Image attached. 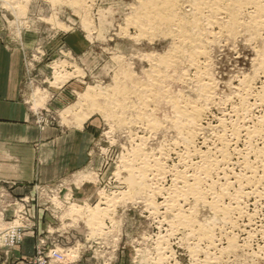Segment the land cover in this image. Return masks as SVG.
Listing matches in <instances>:
<instances>
[{
    "label": "rangeland",
    "instance_id": "374dc122",
    "mask_svg": "<svg viewBox=\"0 0 264 264\" xmlns=\"http://www.w3.org/2000/svg\"><path fill=\"white\" fill-rule=\"evenodd\" d=\"M139 1L0 0V59L13 70L22 72L21 99L34 120L71 131L87 124L93 134L89 147L91 161L72 178L68 191L62 184H46L41 187H52L57 191L35 192L34 186L32 191L17 197L0 192L2 257L33 240L31 255L20 258L11 255L8 264H200L191 257V243L185 241L184 230H169L165 222L169 214L160 207L164 193L173 188L171 170L184 169L177 156L178 150L170 151L169 148L173 132L162 127L158 134H151L128 121L129 112L104 105L103 101V97L117 95L115 77L120 78V74L129 70L142 77V71L148 69L146 55L162 54L169 48L168 37L160 33L146 37L132 25V12ZM234 39L217 40L210 45L211 49L209 47V72L216 81L217 95H228L241 79L254 72L253 59L261 43L242 37ZM114 59L123 62L127 71L117 69L121 65ZM187 70L186 67L182 70L186 84L179 80L172 86L186 94L191 87L188 81L194 75L192 68ZM260 75L252 85L264 89V77ZM99 87L106 96L102 94V97L96 96L95 102H85L71 119L61 118L62 111L77 101L83 92L89 90L98 94L102 91ZM229 108L230 104L213 105L203 121L213 126ZM262 113L264 106L253 110L247 125L255 122ZM164 114L162 110L158 112V120L163 125ZM85 115L90 116L80 126L79 118ZM138 138H142V142ZM241 143L233 147L242 148ZM134 146L156 155L161 149L166 153L167 157L164 156L162 161L163 176H159L160 180L153 185L162 188L163 194L147 192L146 196L128 181L129 172L124 161L131 159ZM231 167L238 172L237 166ZM100 193L109 198H105L107 203L100 198ZM188 204L190 206V202ZM188 204L185 209L189 208ZM78 206L81 213L70 212L75 207L80 210ZM156 206L157 211L151 208ZM16 208L21 212L19 223L15 221ZM204 208L196 210L199 220L206 219L209 214ZM246 210L254 215L251 223L246 225L250 238L239 230L233 233L238 236L239 243L246 242L245 250L227 252L222 262L217 259L216 264H264V197L249 199ZM241 223L242 227L246 222ZM13 224L18 225L16 231L19 230L20 238L6 236L5 241L2 240L1 235ZM215 254L218 256L217 252Z\"/></svg>",
    "mask_w": 264,
    "mask_h": 264
},
{
    "label": "bare ground",
    "instance_id": "6f19581e",
    "mask_svg": "<svg viewBox=\"0 0 264 264\" xmlns=\"http://www.w3.org/2000/svg\"><path fill=\"white\" fill-rule=\"evenodd\" d=\"M132 14L134 28H139L146 37L157 33L168 37L169 48L162 54L146 55L148 69L142 71V77L127 71L123 62L114 59L121 65L117 69L127 72L124 71V76L120 74V78L115 77L116 72L113 74L118 93L115 97H103L105 103L101 102L129 112L131 116L127 120L151 134H158L162 127L173 132L169 148L178 150L184 169L171 170L173 188L167 189L160 203L165 214H169L166 225L169 230H184L185 241L191 243L190 246L187 242L193 260L200 264L221 261L227 252L245 250L246 242L239 243L233 233L239 230L250 238L246 225L251 223L253 214L247 212L246 202L264 197V113L247 125L253 110L264 106V89L252 85L259 73L264 77V0H140ZM238 37L261 43L253 59L254 72L241 79L228 95H217L216 81L209 72V47L217 40L231 41ZM185 67L194 71L193 79L188 81L191 82L188 94L187 90L184 93L177 87L172 88L179 80L187 81L182 71ZM105 93L103 90L98 94L89 90L83 92L62 111L61 118L71 119L85 102H95L96 96H106ZM218 104H230V108L215 125L205 123L203 119L210 107ZM161 110L166 117L161 121L164 125L158 120ZM89 116L79 118L80 126ZM139 140L142 142V138ZM240 142L242 148L235 149L237 146L233 145ZM162 150L156 155L137 146L131 159L124 161L128 181L145 195L162 193V188L153 186L159 176H163L162 161L166 153ZM231 165L237 166L238 172ZM104 196L100 198L105 200ZM186 203L188 209L184 208ZM157 207L151 208L156 210ZM198 207L208 209L206 219L196 217ZM70 212L81 213V207L80 210L72 208ZM243 220L246 223L241 227Z\"/></svg>",
    "mask_w": 264,
    "mask_h": 264
},
{
    "label": "crops",
    "instance_id": "0c3cea01",
    "mask_svg": "<svg viewBox=\"0 0 264 264\" xmlns=\"http://www.w3.org/2000/svg\"><path fill=\"white\" fill-rule=\"evenodd\" d=\"M22 72L0 59V192L22 196L36 185L62 184L69 190L72 178L90 163L92 132L84 124L71 131L34 120L21 99ZM28 246V247H26ZM33 253V240L2 257Z\"/></svg>",
    "mask_w": 264,
    "mask_h": 264
},
{
    "label": "built area",
    "instance_id": "2783aa9c",
    "mask_svg": "<svg viewBox=\"0 0 264 264\" xmlns=\"http://www.w3.org/2000/svg\"><path fill=\"white\" fill-rule=\"evenodd\" d=\"M47 189V191L49 192V193H52L53 191H57V189L56 188H48V187H41V185H36V187H35V192H44L45 190ZM17 203V202H16ZM17 208H19V207H17ZM16 208V210H15V213H16V219H15V221H17V223H19V222H21V212L19 211L20 209H17ZM17 229H19V227H18V225H16V224H13V225H11V226H9V229L7 228V230H5L6 232L9 230H12L11 232H10V234H6V232L3 234V235H1L2 236V240H4L5 241V239H6V236L8 237V238H20V233H19V230H18V233H17ZM13 240V239H12Z\"/></svg>",
    "mask_w": 264,
    "mask_h": 264
}]
</instances>
